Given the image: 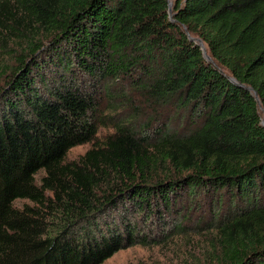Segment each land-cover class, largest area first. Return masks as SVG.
Returning <instances> with one entry per match:
<instances>
[{
	"label": "trees",
	"instance_id": "obj_1",
	"mask_svg": "<svg viewBox=\"0 0 264 264\" xmlns=\"http://www.w3.org/2000/svg\"><path fill=\"white\" fill-rule=\"evenodd\" d=\"M171 2L170 19L168 0H0L9 34L49 36L0 89V264H101L188 203L213 214L212 264H264V0ZM117 83L145 128L67 162Z\"/></svg>",
	"mask_w": 264,
	"mask_h": 264
},
{
	"label": "rangeland",
	"instance_id": "obj_2",
	"mask_svg": "<svg viewBox=\"0 0 264 264\" xmlns=\"http://www.w3.org/2000/svg\"><path fill=\"white\" fill-rule=\"evenodd\" d=\"M17 31L26 35V39H18L0 25V89L10 77L19 55L26 53L29 42H40L43 45L42 50L44 44L49 43V36L41 28L19 26ZM100 99L96 117L99 123L96 140L70 149L66 156L67 162L77 160L87 150L99 145L106 136L113 133L116 123L136 118L128 123L129 126L135 131L145 128L142 122L148 119L152 108L131 93L126 84L117 83L111 89L110 96L104 94ZM158 111L162 113L155 120L157 126L161 122L165 123L168 113L159 107ZM41 177L42 173H39L36 181ZM25 205L30 203L26 200H17L14 203L16 208H23ZM186 207L188 210L181 212L182 217L168 216L163 225H157L153 220L151 225H139L138 233L146 237V240L139 239L143 244L137 243L121 249L101 264H212L217 250L211 247L215 244L214 233L207 230L206 224L213 222V214L201 211L200 208L196 210L195 205L193 207L190 203ZM179 226L180 231L177 228Z\"/></svg>",
	"mask_w": 264,
	"mask_h": 264
},
{
	"label": "water",
	"instance_id": "obj_3",
	"mask_svg": "<svg viewBox=\"0 0 264 264\" xmlns=\"http://www.w3.org/2000/svg\"><path fill=\"white\" fill-rule=\"evenodd\" d=\"M171 6H172V4L168 0V15H169L170 19L172 18V8H171ZM191 40L195 41L199 45L200 49L202 50V53L204 54L206 59L209 61L210 59L206 55V48L204 47L202 41L200 39H198V38H192ZM245 89L253 94V96H254L257 104H258L259 109L262 110V108L260 107L259 100H258V97L256 95V92L250 87H245ZM261 124L264 126V114H262Z\"/></svg>",
	"mask_w": 264,
	"mask_h": 264
}]
</instances>
